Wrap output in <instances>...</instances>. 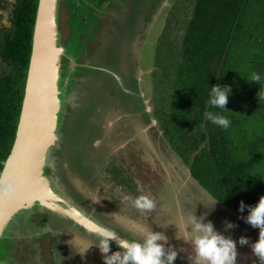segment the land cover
Segmentation results:
<instances>
[{
	"label": "rangeland",
	"instance_id": "rangeland-1",
	"mask_svg": "<svg viewBox=\"0 0 264 264\" xmlns=\"http://www.w3.org/2000/svg\"><path fill=\"white\" fill-rule=\"evenodd\" d=\"M194 1L123 0L119 5L123 13L120 11L114 35L108 36L104 44L101 42L108 34L97 29L99 14L88 11L90 16L81 9L85 2L93 5L92 1L59 0L58 43L66 57L61 58L59 88L63 107L56 130L57 145L51 150L58 153L64 149L63 160L57 166L58 176L62 192L71 204L77 202L85 210L97 206L94 217L115 229L121 228L129 238L141 239L151 227L153 231L163 232L171 245L185 244L190 216L203 217L207 213L206 220L213 222L223 235L237 241L244 235L254 242L259 229L251 228L236 212L218 202L213 208L214 200L190 178L189 160L183 155L190 154L191 150L180 141L182 126L177 131L169 122L173 112L172 92L182 57V39L192 18ZM13 4L14 0H0V41L11 29ZM73 7L78 8L75 15H72ZM101 23L103 27L110 24L106 20ZM95 33L98 35L94 44L82 57L88 38ZM79 55V63L88 66H75L70 71L72 64L69 63H76ZM3 67L0 60V75L6 70ZM76 73V79H86L93 84L85 89L86 97L89 96L86 104L79 106L84 101L72 102V107L62 104L61 95L72 86ZM69 155L75 157L67 159ZM67 183L78 191L81 200H75ZM121 190L124 195L120 194ZM125 195L132 200L141 195L149 196L156 206L150 212L143 211L136 208L132 200L124 201ZM115 202L127 205L131 212L127 213L128 217L142 223H133L129 229L119 226L120 223L114 221ZM229 222L238 226L226 230ZM32 237L30 234L31 239H26L22 247L29 246L27 242L37 243L41 252L48 253L50 242ZM6 244L9 240L2 237L1 259ZM45 257L50 261L49 255ZM175 264L184 263L175 261ZM235 264L260 262L248 246L237 243Z\"/></svg>",
	"mask_w": 264,
	"mask_h": 264
},
{
	"label": "trees",
	"instance_id": "trees-1",
	"mask_svg": "<svg viewBox=\"0 0 264 264\" xmlns=\"http://www.w3.org/2000/svg\"><path fill=\"white\" fill-rule=\"evenodd\" d=\"M194 3L182 39L169 122L176 130L182 126L180 141L191 150L183 155L190 177L240 216L241 200L255 205L264 196V0ZM37 4L14 0L11 29L0 41L6 69L0 75V174L15 140ZM253 73L260 74L258 83L250 82ZM216 84L232 87L229 112L207 104ZM209 110L227 116L231 126L222 130L213 125L204 115Z\"/></svg>",
	"mask_w": 264,
	"mask_h": 264
},
{
	"label": "water",
	"instance_id": "water-1",
	"mask_svg": "<svg viewBox=\"0 0 264 264\" xmlns=\"http://www.w3.org/2000/svg\"><path fill=\"white\" fill-rule=\"evenodd\" d=\"M58 2L38 0L37 4L15 140L0 174L15 185L13 195L0 197V240L13 218L36 204L68 217L88 233L105 229L66 203L45 175L61 110L59 80L64 48L58 43Z\"/></svg>",
	"mask_w": 264,
	"mask_h": 264
},
{
	"label": "flooded vegetation",
	"instance_id": "flooded-vegetation-1",
	"mask_svg": "<svg viewBox=\"0 0 264 264\" xmlns=\"http://www.w3.org/2000/svg\"><path fill=\"white\" fill-rule=\"evenodd\" d=\"M86 1H92L94 4L89 5L85 2L81 5V9H84V11L88 13L87 15L90 14V11L99 14L98 21L100 22V24L97 25V29H100L101 32H107L106 34L108 35L104 36V42H101L105 44L107 42L108 36L114 35L113 28L119 23V21H117L119 20L118 16L121 15V12L123 13V11L120 10L119 5L123 3V0ZM76 10H78V8L73 7L74 12L72 13V15H75ZM90 16L92 15L90 14ZM103 20H106L110 24L103 27L101 23ZM112 21H114V24L111 23ZM96 35L98 34L95 33L92 38H88V48H84V52L81 53L82 57L83 55H87L89 47L94 44L93 41L95 40ZM98 42H100V40ZM63 55L65 56V54ZM81 56H77L76 63H69L72 64L69 66L70 71H72L75 66L76 68L88 66L83 65V63H79L81 61ZM75 75H77V73L73 75L72 86L65 90L63 96L61 95L62 104H69V106L72 107V102L80 104L82 101H84V103L80 104L79 106L86 104L85 101L89 98V96L86 97L87 91L85 92V89H89V86L92 87L93 84H91L90 81L87 83V81H85L86 79H76ZM85 78H88V75H85ZM61 106L63 107V105ZM56 145L57 144H55L54 146ZM50 150L47 156L45 175L50 180L53 190L57 192V194H59L66 203L79 210L85 216L89 217V219L95 222L97 225L105 229L114 230L123 238L137 239V237L129 238L128 236H126L125 233H122L121 228L115 229L111 225L108 226L105 224V222L97 220L94 217L95 213H93V211L97 212V206H94L95 208L92 209L90 208V210H85L84 207L82 205H79V203L77 202L71 204V201L67 199V195L62 192L63 186L61 184L60 177L58 176L59 167L57 166L61 162V160H63L62 156L64 154V149L63 152L60 151L58 153H54L52 150L51 152L53 153H51ZM49 154H52L50 158L51 162H49ZM69 156L67 157V159H72L73 155ZM73 157H75V155ZM67 189L70 191L71 195H75V200L76 198L81 200V197H79L80 194L77 193L78 191L76 192L72 190L71 186L68 183ZM112 192H114L113 188L110 192L111 195L113 194ZM61 194L65 197H63ZM120 194L124 195L122 190L120 191ZM112 199L113 201H115L114 197H112ZM115 204L117 203L115 202ZM128 212L129 214H131L127 205L118 203L115 207L116 219H114V221L119 222V226H126L128 227V229L130 225L131 227H133V223H142L141 220H132L131 216L129 218L127 214ZM99 215H102V212ZM137 233L135 234L138 235ZM30 234H32V238H44L51 243L48 244V253L41 252V248L37 245V243L31 244L27 242L29 246H25L24 248L22 247V244H26V239H31L29 238ZM3 237L9 240V244H6V246L3 248L4 253L1 255L2 259L0 258V264H103L101 253L99 249L95 246V244L98 243L95 233H88L84 228L77 225L68 217L51 212L50 210L41 207L37 204L28 210L18 213L9 223L8 227L4 232ZM137 240H139V238ZM110 243L112 251L119 250L116 247V243ZM28 247L29 249L27 250ZM46 255H49L50 261L46 259ZM188 257L185 254L182 256L178 255L176 261H179L180 263L184 264H191ZM193 258H195V255Z\"/></svg>",
	"mask_w": 264,
	"mask_h": 264
},
{
	"label": "clouds",
	"instance_id": "clouds-1",
	"mask_svg": "<svg viewBox=\"0 0 264 264\" xmlns=\"http://www.w3.org/2000/svg\"><path fill=\"white\" fill-rule=\"evenodd\" d=\"M260 74L253 73L250 82L258 83ZM207 104L213 109L223 112L232 94L230 85H213ZM205 118L213 125L227 130L231 126V120L218 111H206ZM15 192V185L11 181L0 177V197H9ZM124 201L132 200L128 195ZM218 200L213 201V208ZM133 205L146 212L155 208V202L149 196L141 195L132 200ZM237 211L241 214L239 219L253 229H259L258 239L251 241L247 236H240L238 241L231 236H225L217 231L213 222L206 220L207 213L202 216L193 214L186 228L185 242L190 243L195 253V258L189 256L191 264H235L237 255V243L240 246H248L253 256L258 258L260 264H264V196L258 203L248 205L243 200L239 202ZM247 211V215H244ZM231 222L226 224L225 229L237 227ZM103 264H175L179 253L169 243L168 237L161 231H153L150 227L145 235L139 240L126 239L110 229H101L95 233ZM116 242L117 251H112L111 243ZM111 253V254H109Z\"/></svg>",
	"mask_w": 264,
	"mask_h": 264
},
{
	"label": "crops",
	"instance_id": "crops-1",
	"mask_svg": "<svg viewBox=\"0 0 264 264\" xmlns=\"http://www.w3.org/2000/svg\"><path fill=\"white\" fill-rule=\"evenodd\" d=\"M200 187V186H199ZM201 188V187H200ZM202 189V188H201ZM203 190V189H202ZM205 191V190H203ZM206 192V191H205ZM207 193V192H206ZM209 196V195H208ZM211 198V197H210ZM175 250L179 253L180 256L184 255L183 252H185V255L188 257L190 254H194L193 248L190 245V243L185 244H176L174 246ZM182 254V255H181Z\"/></svg>",
	"mask_w": 264,
	"mask_h": 264
},
{
	"label": "bare ground",
	"instance_id": "bare-ground-1",
	"mask_svg": "<svg viewBox=\"0 0 264 264\" xmlns=\"http://www.w3.org/2000/svg\"><path fill=\"white\" fill-rule=\"evenodd\" d=\"M193 257V256H192Z\"/></svg>",
	"mask_w": 264,
	"mask_h": 264
}]
</instances>
